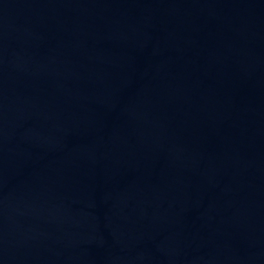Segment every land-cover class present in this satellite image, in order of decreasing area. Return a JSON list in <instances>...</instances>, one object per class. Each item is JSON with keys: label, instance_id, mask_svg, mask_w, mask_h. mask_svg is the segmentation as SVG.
<instances>
[{"label": "water", "instance_id": "obj_1", "mask_svg": "<svg viewBox=\"0 0 264 264\" xmlns=\"http://www.w3.org/2000/svg\"><path fill=\"white\" fill-rule=\"evenodd\" d=\"M0 264H264V0H0Z\"/></svg>", "mask_w": 264, "mask_h": 264}]
</instances>
